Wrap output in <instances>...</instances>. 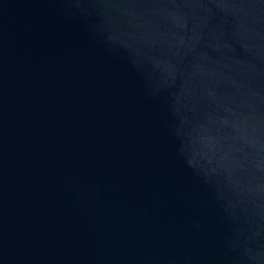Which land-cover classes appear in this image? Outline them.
I'll return each instance as SVG.
<instances>
[{
  "label": "water",
  "instance_id": "obj_1",
  "mask_svg": "<svg viewBox=\"0 0 264 264\" xmlns=\"http://www.w3.org/2000/svg\"><path fill=\"white\" fill-rule=\"evenodd\" d=\"M0 264H264V0H0Z\"/></svg>",
  "mask_w": 264,
  "mask_h": 264
}]
</instances>
